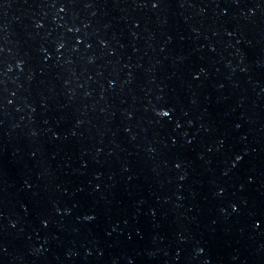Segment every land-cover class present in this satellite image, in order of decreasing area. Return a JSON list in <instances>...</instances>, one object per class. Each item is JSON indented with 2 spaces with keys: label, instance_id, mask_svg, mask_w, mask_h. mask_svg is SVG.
<instances>
[{
  "label": "water",
  "instance_id": "1",
  "mask_svg": "<svg viewBox=\"0 0 264 264\" xmlns=\"http://www.w3.org/2000/svg\"><path fill=\"white\" fill-rule=\"evenodd\" d=\"M0 264H264V0H0Z\"/></svg>",
  "mask_w": 264,
  "mask_h": 264
}]
</instances>
